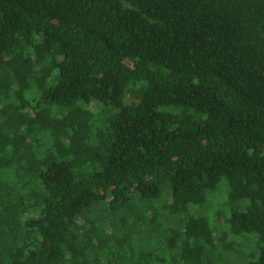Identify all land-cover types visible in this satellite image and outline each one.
I'll list each match as a JSON object with an SVG mask.
<instances>
[{
    "label": "trees",
    "instance_id": "obj_1",
    "mask_svg": "<svg viewBox=\"0 0 264 264\" xmlns=\"http://www.w3.org/2000/svg\"><path fill=\"white\" fill-rule=\"evenodd\" d=\"M0 264H264V0H0Z\"/></svg>",
    "mask_w": 264,
    "mask_h": 264
},
{
    "label": "rangeland",
    "instance_id": "obj_2",
    "mask_svg": "<svg viewBox=\"0 0 264 264\" xmlns=\"http://www.w3.org/2000/svg\"><path fill=\"white\" fill-rule=\"evenodd\" d=\"M133 100L135 101V99L130 97V95L127 97L128 102H132ZM107 110L109 111V109ZM185 117L187 118L188 116L186 115ZM30 124H31V127H35V128L50 126V127H53L55 130H61L60 122H58L57 120H52L50 117H48L47 115H44L43 113H41L36 118H31ZM17 208H18L17 211H19L20 209H22V205H19ZM132 231H135L134 226L131 227V225H128V232H132ZM126 240H127V235H124L122 237V242H126ZM69 245L70 244L66 243L65 248H68ZM74 245H77V244H74Z\"/></svg>",
    "mask_w": 264,
    "mask_h": 264
}]
</instances>
